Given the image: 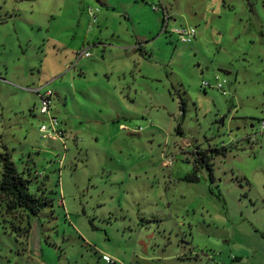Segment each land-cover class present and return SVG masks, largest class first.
I'll return each instance as SVG.
<instances>
[{"label": "rangeland", "instance_id": "obj_1", "mask_svg": "<svg viewBox=\"0 0 264 264\" xmlns=\"http://www.w3.org/2000/svg\"><path fill=\"white\" fill-rule=\"evenodd\" d=\"M262 121L264 0H0V152L51 196L0 194V264H264Z\"/></svg>", "mask_w": 264, "mask_h": 264}, {"label": "trees", "instance_id": "obj_2", "mask_svg": "<svg viewBox=\"0 0 264 264\" xmlns=\"http://www.w3.org/2000/svg\"><path fill=\"white\" fill-rule=\"evenodd\" d=\"M182 112L184 113L183 104H181ZM180 130V125L178 126ZM227 147H211L206 150L195 151V163L200 166L207 167L211 180L213 179V166L211 158L213 155L226 154ZM11 160V155L6 151L0 152V194L5 200V205L8 210H14L18 207L28 209L31 214H37L44 204L51 202V196H46L29 191L30 178L25 177L18 171ZM187 180L198 179L194 173H189L185 177Z\"/></svg>", "mask_w": 264, "mask_h": 264}, {"label": "built area", "instance_id": "obj_3", "mask_svg": "<svg viewBox=\"0 0 264 264\" xmlns=\"http://www.w3.org/2000/svg\"><path fill=\"white\" fill-rule=\"evenodd\" d=\"M154 10H157V8H154ZM162 15H163L162 27L163 29H166V24L168 23L170 15L165 8L162 11ZM172 32L179 34L181 36V39L184 40L185 42L192 41V38L195 36L194 28H187V29L176 28V29H172ZM83 54H89V52L85 51ZM224 83L225 80H220L217 76H215V86L223 94H225V90H226L224 89L225 87ZM207 86H211V84L207 81L202 82V88L205 89L207 88ZM34 90L38 94L40 93L38 88H35ZM40 97H41L40 100L41 106L39 112L41 114V117L47 120V122L42 123V125L40 126V132L42 134V137L61 141L63 139V133L65 131L60 126L59 120L56 118L55 114L52 111L53 93L52 91H48L43 93ZM260 125L264 127V121H262ZM102 258L108 261L112 260V258L106 254H103Z\"/></svg>", "mask_w": 264, "mask_h": 264}, {"label": "crops", "instance_id": "obj_4", "mask_svg": "<svg viewBox=\"0 0 264 264\" xmlns=\"http://www.w3.org/2000/svg\"><path fill=\"white\" fill-rule=\"evenodd\" d=\"M107 255V254H106ZM104 260V259H103ZM105 261V263L107 262V263H116V261H115V259L114 258H112V260L111 261H108V260H104ZM40 264H45V263H40ZM139 264V263H138Z\"/></svg>", "mask_w": 264, "mask_h": 264}]
</instances>
